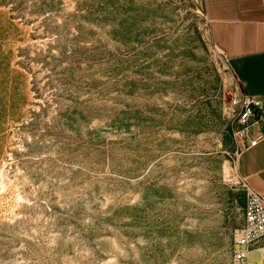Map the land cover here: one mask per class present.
<instances>
[{
  "label": "rangeland",
  "instance_id": "obj_1",
  "mask_svg": "<svg viewBox=\"0 0 264 264\" xmlns=\"http://www.w3.org/2000/svg\"><path fill=\"white\" fill-rule=\"evenodd\" d=\"M207 22L202 0H0V92L25 101L0 108V264H236L244 90Z\"/></svg>",
  "mask_w": 264,
  "mask_h": 264
},
{
  "label": "crops",
  "instance_id": "obj_2",
  "mask_svg": "<svg viewBox=\"0 0 264 264\" xmlns=\"http://www.w3.org/2000/svg\"><path fill=\"white\" fill-rule=\"evenodd\" d=\"M212 43L228 58L241 88L264 103V0H202ZM237 168L264 195V140L241 151Z\"/></svg>",
  "mask_w": 264,
  "mask_h": 264
},
{
  "label": "built area",
  "instance_id": "obj_3",
  "mask_svg": "<svg viewBox=\"0 0 264 264\" xmlns=\"http://www.w3.org/2000/svg\"><path fill=\"white\" fill-rule=\"evenodd\" d=\"M236 116L237 138L256 146L264 140V103L245 91L236 92L230 101ZM231 256L236 264H248L253 252L259 253L258 264H264V195L248 191L243 210V221L232 243Z\"/></svg>",
  "mask_w": 264,
  "mask_h": 264
},
{
  "label": "bare ground",
  "instance_id": "obj_4",
  "mask_svg": "<svg viewBox=\"0 0 264 264\" xmlns=\"http://www.w3.org/2000/svg\"><path fill=\"white\" fill-rule=\"evenodd\" d=\"M23 97H24L23 91L17 87V84H15L13 77H11L7 81V85L5 86V88L0 92V108L1 109L9 108V110H11L13 106L22 107L25 104ZM7 179H8L7 173L3 168L0 171L2 190L5 189L6 187ZM252 254L254 255V257H259V253L257 252H253Z\"/></svg>",
  "mask_w": 264,
  "mask_h": 264
}]
</instances>
